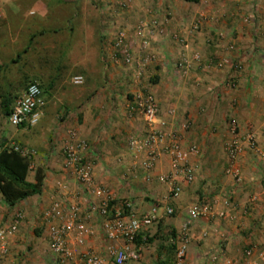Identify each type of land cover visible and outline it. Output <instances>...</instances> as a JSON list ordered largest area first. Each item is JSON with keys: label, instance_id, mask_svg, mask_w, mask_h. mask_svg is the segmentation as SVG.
I'll list each match as a JSON object with an SVG mask.
<instances>
[{"label": "crops", "instance_id": "obj_1", "mask_svg": "<svg viewBox=\"0 0 264 264\" xmlns=\"http://www.w3.org/2000/svg\"><path fill=\"white\" fill-rule=\"evenodd\" d=\"M151 20L160 23L164 35L135 82L121 61L113 62V41L124 28L135 53L134 29ZM193 21L199 29L189 34ZM175 39L187 43L188 60L198 55L179 80L171 68L180 53ZM224 59L229 65L216 69ZM76 76L81 85L71 83ZM28 82L39 85L45 105L36 125L14 128L7 116ZM139 94L152 96L164 131L178 132L183 149L196 147L188 157L193 180L181 183L174 198L155 180L169 172L166 155L145 172L139 166L143 154L132 161L125 151L128 139L144 132L134 109ZM231 122L238 135L253 134L257 152L244 144L235 160H228ZM71 135L86 144L83 157L93 164L94 181L115 208L127 202L138 215L156 208L154 222L141 234L145 240L137 239L139 258L129 264H173L182 239L184 264H264V157L258 156L264 155V0H0V145L35 152L26 183H34L36 169L43 175L38 195L9 206L0 194V225L22 215L8 239L6 264H50L40 256L32 228H42L45 238L40 214L54 199L81 204L82 192L63 169L62 147ZM229 167L239 177L235 186L225 173ZM200 203L210 205L212 215L185 229L186 210ZM164 208L174 213L166 216ZM219 212L224 216L216 217ZM92 225L97 229L99 220ZM84 248L104 257L98 230Z\"/></svg>", "mask_w": 264, "mask_h": 264}, {"label": "built area", "instance_id": "obj_2", "mask_svg": "<svg viewBox=\"0 0 264 264\" xmlns=\"http://www.w3.org/2000/svg\"><path fill=\"white\" fill-rule=\"evenodd\" d=\"M198 29L197 21L187 26L189 34L195 33ZM163 35V29L156 20L138 23L131 40L136 50L134 53L127 46L126 30L119 28L113 41V62L121 61L129 77L135 82L140 81L147 66L154 59L153 44ZM175 42L180 48V53L172 62L171 68L175 78L179 80L187 74L190 62L198 61V55L192 54L188 60L185 56V51L188 49L187 43L182 39H175ZM226 65H229V62L224 59L216 63L215 67L222 69ZM71 83L81 85L82 78L73 77ZM134 101V109L139 112L144 123V132L140 137L128 139L125 151L132 161L143 154L139 166L145 172L154 167L160 154L166 155L169 159V172L157 176L155 180L160 184H166L169 197L174 198L180 192L181 183L189 184L193 180L194 172L188 165V157L190 154L197 153L196 147L190 145L183 149L178 132L164 131L165 123L160 120V110L151 95L139 94L135 96ZM44 105L45 100L39 85L35 82H28L9 110L8 124L14 128L36 125ZM167 114L172 115L173 111L169 110ZM180 128L185 130L186 125L181 124ZM229 135L230 139L225 147V154L229 161L235 160L244 144L249 151L257 152L256 141L252 133L249 132L244 136L238 135L236 126L231 122ZM86 150V144L75 139L73 135L62 147L63 169L72 175L83 197L81 204L72 200L54 199L41 212L40 217L46 229L45 239L48 249L46 260L50 264H129L139 258L137 239L145 240L141 234L154 222L156 208H152L146 215L136 214L127 202H122L119 208H115L111 204L112 200L108 193L95 183L93 164L83 157ZM1 152L18 154L28 163L29 167L35 156L33 150L12 143L1 144ZM258 156L264 157L263 154H258ZM225 173L231 176L233 186L239 183L238 175L230 167ZM149 179V175L145 174L144 180ZM228 204L229 201L224 200V205ZM163 213L171 216L174 211L171 208H164ZM185 213V229H187L196 220L212 215V208L207 203H200L188 208ZM223 216V212L216 214L218 218ZM93 219L99 220L97 229L92 225ZM21 220V214H14L8 224L0 225V264H6L8 239L17 232ZM96 230L103 241L104 257L89 248H84L85 241L92 237ZM185 251L186 240L182 239L174 248L173 264H184ZM250 253V250H246L244 255L249 256ZM226 264L238 263L227 261Z\"/></svg>", "mask_w": 264, "mask_h": 264}, {"label": "trees", "instance_id": "obj_3", "mask_svg": "<svg viewBox=\"0 0 264 264\" xmlns=\"http://www.w3.org/2000/svg\"><path fill=\"white\" fill-rule=\"evenodd\" d=\"M195 3L196 0H184ZM28 163L14 152L0 153V194L7 205L12 206L17 201L38 195L42 187V171L35 170L34 183L24 181Z\"/></svg>", "mask_w": 264, "mask_h": 264}, {"label": "rangeland", "instance_id": "obj_4", "mask_svg": "<svg viewBox=\"0 0 264 264\" xmlns=\"http://www.w3.org/2000/svg\"><path fill=\"white\" fill-rule=\"evenodd\" d=\"M149 76H147L146 77V80H148L149 81ZM31 233L33 234V236H34V238L38 241H40V243H41V248H40V251H39V253H40V256L42 257V258H44V259H46V257H47V243H46V241H45V238L44 237H42V228H40L39 226H36V227H34V228H32V231H31ZM24 249L26 250V251H28L29 249H31V246H25L24 247Z\"/></svg>", "mask_w": 264, "mask_h": 264}]
</instances>
